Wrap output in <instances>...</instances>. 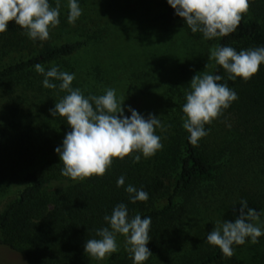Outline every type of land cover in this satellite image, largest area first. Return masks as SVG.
<instances>
[{
    "label": "rangeland",
    "instance_id": "1",
    "mask_svg": "<svg viewBox=\"0 0 264 264\" xmlns=\"http://www.w3.org/2000/svg\"><path fill=\"white\" fill-rule=\"evenodd\" d=\"M77 2L82 15L69 24L68 0H61L60 23L50 29L46 41H33L18 27V38L23 34L25 41L0 48V65L26 59L48 44L87 40L89 45L69 60L71 68L64 69L75 75L71 86L80 88L86 98L114 88L117 98L124 99L125 115H131L130 106L145 118L149 114L159 117L166 129L156 130L163 147L149 158L141 154L140 160L159 159L185 131V92L197 73L213 74L216 64L209 55L218 40L194 39L181 26L167 22L163 18L167 0ZM206 64L210 66L205 68ZM42 79L35 71L0 85V167L5 172L16 170L12 192L23 188L18 176L27 170L19 163L20 153L62 147L71 130L64 118H54L49 112L66 94L59 89L61 82L52 80L57 88L46 89ZM36 85L40 87L33 89ZM205 129L208 135L201 138V151L209 157L215 176L179 199L172 221L156 238H150L147 247L152 256L144 264H199L216 248L206 242L207 234L218 220L234 221L244 195L261 204L260 225L264 228V124L245 127L228 115L214 119ZM10 195L1 196V202ZM165 204L163 198L159 206ZM124 239L118 234L119 251L101 261L92 258L89 264H133ZM258 240L256 244L249 240L235 251L238 264H264V236ZM0 264L28 263L22 255L0 246Z\"/></svg>",
    "mask_w": 264,
    "mask_h": 264
},
{
    "label": "trees",
    "instance_id": "2",
    "mask_svg": "<svg viewBox=\"0 0 264 264\" xmlns=\"http://www.w3.org/2000/svg\"><path fill=\"white\" fill-rule=\"evenodd\" d=\"M49 2L54 7L55 0ZM250 5L233 33L216 38L218 45L231 46L238 52L264 47V0H250ZM163 18L181 26L194 39L203 38L202 33L191 32L168 2ZM18 27L12 22L6 32L0 33L1 49L24 43L23 34L18 38ZM88 45L87 40L48 44L26 59L0 65V85L31 76L37 63L44 68L69 69V60ZM97 71L100 72L99 67ZM213 75L222 76L220 83H226L238 96L219 117L233 115L236 122L245 127L264 124V64L247 81L242 78L229 80L228 74L218 65ZM37 87L40 86L33 89ZM200 141L193 146L185 130L159 159L133 163L134 153L122 160L114 159L103 176L76 181L61 174L63 165L55 148L40 147L36 154L26 149L20 153L19 163L27 169L21 178L18 176L23 185L21 190L11 191L16 170L5 172L0 167V197L11 192L5 202L0 200V246L22 255L28 264H89L92 258L84 251L86 240L99 238L96 231L108 226L104 217L120 203L127 206L129 217L136 214L150 217L149 236L156 238L172 221L179 199L215 176L209 157L201 151ZM121 176L125 178L124 186L117 187ZM128 185L146 191L147 201L132 203L125 191ZM163 198L166 204L160 207ZM241 200H246L248 207L261 216L262 207L255 197L244 195ZM243 245H233L234 252ZM199 264H238V259L235 255L225 257L216 247Z\"/></svg>",
    "mask_w": 264,
    "mask_h": 264
},
{
    "label": "clouds",
    "instance_id": "3",
    "mask_svg": "<svg viewBox=\"0 0 264 264\" xmlns=\"http://www.w3.org/2000/svg\"><path fill=\"white\" fill-rule=\"evenodd\" d=\"M182 18L192 33H202L205 40L226 37L239 26L242 17L250 8V0H167ZM67 21L69 24L82 15L77 0H68ZM61 0L53 7L49 0H0V33L7 31L14 22L32 39L46 41L50 29L60 23ZM209 60L228 74L229 80L242 78L249 80L258 73L264 64V47L249 48L239 52L225 45H215L210 49ZM210 65H205L209 67ZM35 71L41 74L43 87L56 89L52 80L60 81L59 89L66 94L49 109L50 115L64 118L70 131L65 134L62 147L55 152L63 165L61 174L74 181L92 176H103L111 167L114 159H124L133 155V163H138L141 154L149 158L162 149L161 137L156 130L166 131L160 118L149 114L142 116L130 106L125 115L124 99L117 98L114 88H106L102 95L87 98L80 88H73L74 74L52 66L49 70L37 63ZM220 75L200 72L193 76L190 88L185 92L186 102L182 127L189 134V142L197 146L201 138L208 135L205 125L222 115L238 99L237 93L226 83H220ZM125 178L119 177L117 187L124 186ZM125 191L132 203L147 201L148 193L128 185ZM104 220L107 227L96 231L99 238L88 239L84 245L85 253L98 261L104 260L119 251L117 235H122L125 250L130 254L133 264H144L152 256L147 244L151 218L139 214L129 217L125 204H117ZM264 236L260 225V214L248 207L246 200L240 201L238 215L234 221L218 220L207 234L206 242L218 247L225 257H232L233 245H243L250 239L252 244Z\"/></svg>",
    "mask_w": 264,
    "mask_h": 264
}]
</instances>
